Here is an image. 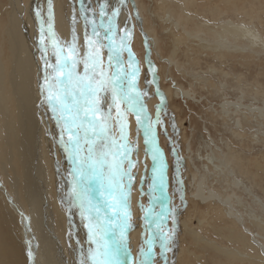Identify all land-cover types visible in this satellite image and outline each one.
I'll use <instances>...</instances> for the list:
<instances>
[{"label":"rangeland","instance_id":"rangeland-1","mask_svg":"<svg viewBox=\"0 0 264 264\" xmlns=\"http://www.w3.org/2000/svg\"><path fill=\"white\" fill-rule=\"evenodd\" d=\"M53 2L52 5L55 4ZM128 8L135 26H131L129 31L131 40L125 46L122 67L128 74L126 84L133 86L129 88L130 94H144L139 99L150 118L153 142L154 145L157 144L155 149L161 160L158 162L159 165L162 163L161 170L159 168L154 171L156 168L152 167L151 159L147 158L146 166L141 151L144 142L141 129L137 127L136 115L126 105L119 104V112L125 118L124 122L128 121L127 128L130 127L123 166L124 172L133 179L125 191L134 192V195L137 191V198L141 203L140 211H137L139 217L132 216L133 207L130 202L128 204L129 222L136 218L142 227L139 228L135 248L131 251L133 264H141L142 254L149 250L150 237L151 264H246L245 255L250 252L235 242V236L242 233L256 237L258 226L255 221L264 223V208L260 203L264 200V194H260L264 192V117L256 111L264 102V0H126V9ZM107 10L103 20L104 27L100 28L102 41L107 36L104 29L108 26L109 15L114 11L109 7ZM9 11L8 0H0V29ZM79 14L85 38L89 37L92 33L86 29V19L82 18L84 12ZM95 15L97 16L96 13ZM221 26L229 30L239 27L241 32L244 30V36L235 42L226 36L225 46L218 50L219 46L214 45L213 49L211 40L220 35L217 33L223 32V27L220 30ZM247 39L248 42L245 41ZM85 44L87 45L86 42ZM1 45V60H4L7 55L6 43ZM48 45L44 56L50 59L54 54V58H61V46L55 41ZM85 47L87 52L88 47ZM39 54L35 55V61L42 69V55ZM104 56L105 54L101 57L100 68H109L112 74L113 68L109 67V62L105 65ZM49 68L50 65L46 68L48 76ZM133 72L136 73L135 76H132ZM45 76L41 73V80L35 78L37 99L34 98V103L36 101L37 122L42 130L35 146L41 149L39 168L44 184L39 189L43 192L47 210L52 215L50 229L44 233L45 237L48 235V239H51L55 233L58 235L61 228L67 230L70 204L64 201L66 182L56 180L59 179L56 173L68 176L72 159L70 150L65 148L66 166L62 168L55 152L52 164L46 163L42 153L41 139L47 134L45 132L43 135V131H47L51 124L45 106L48 100L44 92ZM108 93L111 95L110 90ZM110 105L112 102L108 107ZM112 109L111 133L120 141L115 124L118 121L116 106L113 105ZM48 131L51 136L49 128ZM82 146L85 151L80 155L85 156L87 145ZM222 153L228 154L232 162L223 166V174H220L215 169L213 160ZM150 169H154L153 172L149 173ZM155 172H162L161 176ZM52 175L58 187L52 181ZM134 180L137 185H134ZM138 184L141 188L135 191L133 186ZM58 190L61 192L58 193ZM218 195L220 199H225L222 206L216 200ZM256 205H261L263 210V214L255 213L258 215L257 219L248 214ZM15 214L13 216L17 220L18 215L16 214V218ZM16 220H7L9 230L24 251L26 245ZM53 220L58 224L56 232L52 230ZM182 223L184 227H181ZM165 243L166 247L162 246ZM228 248L238 251L240 259L227 258L223 250ZM38 249L34 245L33 253ZM172 249L179 250L178 258L171 256ZM248 255L253 256L254 253Z\"/></svg>","mask_w":264,"mask_h":264},{"label":"bare ground","instance_id":"bare-ground-1","mask_svg":"<svg viewBox=\"0 0 264 264\" xmlns=\"http://www.w3.org/2000/svg\"><path fill=\"white\" fill-rule=\"evenodd\" d=\"M52 1H54L53 2L55 3L54 5L51 4ZM76 1L77 2L74 3L72 2V0H8L10 11L7 13L5 23L1 26L0 29V38L2 39L0 40V264H92V257L96 255L98 250V245L95 243V241L100 240L101 237L99 236V234H97L95 237L90 239L89 228L86 226L89 225L90 223V220L87 218L88 214L82 216L78 202H75L73 199L74 196L73 171L75 167L73 163L71 168L69 169L70 173L69 174L67 173L68 176L66 175L65 177L64 176L65 173H56L57 176H59V179L56 180L60 181L61 183L66 182L64 187L65 190L64 201L66 203L69 202L70 204L69 213L67 215L68 223H66L67 230L61 228L62 230L58 233V235L55 233V236L53 238L48 239L49 238L48 235L46 236L47 238L45 237L44 231L50 229L49 222L52 220V215L51 213L48 212L44 194L39 189L40 185L44 183L42 181V176H41L42 174L39 168V152H41V149L38 146H35V142L38 140V137L42 135L40 124L37 122L36 101L34 103V98H36L35 96L37 95V90H36L37 82L35 84V78L41 80V73L43 76L46 75L47 70H46L45 61H47V64L50 65L49 76H48L49 79L44 83L46 88L44 92L48 96L50 89L53 91H59L60 85L58 83V80L60 79V76L59 73H53V67L57 64V58H54L53 53H52L53 57L50 56V59L49 58L47 59L44 56V51L46 50V46L48 44L51 45L52 41H55L56 44H59L61 46L60 52L63 49V53H61L62 55H60L61 61L63 60L64 56L70 54V48L73 45V42H75L76 55L74 59H78L80 61V63L77 65V73L80 76H83L84 74V62L88 60L91 56L96 55L97 53L100 58L96 72L97 78L99 79L101 72L104 73L106 76H111L112 74L109 68L108 69H105L104 67L100 68V61H102L101 57L103 54H105L104 57L106 59L104 63L106 62L105 63L106 65L107 62H109L108 46L111 41L113 43V46L116 48H120L121 46H123V50L120 53L121 59H123L125 46L131 40V33L129 31L131 29V26L132 28L135 26L134 23L135 21L132 22L130 19L131 15H129L128 13L129 8L128 10L126 9V0H76ZM49 6H51V15H53V18H51V16L49 15ZM108 7L113 9L114 10L113 12H117L118 15L114 16L113 13L109 15L108 21H111L112 31L106 33L107 38L105 39V41L104 40L102 41L101 30L99 31L98 36L93 35V31H92L93 18L95 20V24L99 26L101 24V21L104 20V16L106 14V10ZM102 11H103V15H102ZM80 12L82 13L84 12V15L82 14L83 16L82 18H85L86 15L88 17L87 19L85 18L87 25L86 29L92 33L91 35L88 34L89 37L87 36L89 38V41L87 40V37L85 38L83 32V26L79 14ZM95 13L97 14V16L95 15ZM176 26L178 25L176 24ZM222 27H223V32L217 33V35L218 34L220 35L215 36V38L211 40L212 46L214 47L213 49H215L214 45L219 46L218 50L222 49L221 46H225L226 36L231 38L234 42L237 41L238 39H242V37L244 36L243 35L244 30L243 32H241L239 30L240 29L239 27L229 30L228 28L221 26L220 30H222ZM87 30L84 31L87 32ZM42 33L44 35L43 49L45 50H42V45L40 43ZM74 37H75V41H74ZM107 41L108 43H106ZM245 41L248 42L249 39ZM85 42L87 43V45L85 44ZM2 43H6V50H7V55L5 56L4 60H1V55L3 53L2 51L3 46L1 45ZM85 46L88 47L87 52ZM37 53L38 55H40L39 53H41L42 55V57H40V59L43 62L42 69L41 66L38 65L37 61H35L36 59L35 55ZM89 68L91 69V64L89 65ZM53 76L57 78L56 82L53 81L52 79ZM98 100L101 109L104 112H107L109 108L108 105L110 104V102H112L111 101L112 96L110 94L109 96H107L106 93H101L98 97ZM45 106H46V113L48 114L47 116L50 119V123H51L49 124L50 126H48L51 136H49L48 134L49 133L48 128L47 131H43V135L45 132L47 134L43 136L41 139L42 153L44 155V159L46 160V163L52 164L54 159V152H55V156L58 158L61 167L64 168L66 166L65 163L66 160L64 158V155L66 148L65 146L67 144V132L63 131L64 125L60 122L59 119L60 113L54 112L52 110V106L49 103V100H47ZM252 111L255 110H250V112ZM256 111L258 115L264 117V102L259 106V108ZM241 121H239L238 123H240ZM127 122H128L127 120L126 122H124L126 125V129H125L126 141H121V132L117 122L115 124H116V129L118 130L120 141L116 140L114 138L115 135L111 133V136L116 141L120 143H124L125 146L128 143L127 133H128V128H130V127L127 128ZM131 126L133 127L132 124ZM137 127L141 129V133H142L141 137L143 139L142 141L144 142V143L142 142L144 144V148L141 151L146 160L145 163L146 166L148 164L147 158L148 159L150 158L152 161V167L154 169L156 168V170L154 169L153 170L157 171L159 168L161 170L162 163L159 165L160 162L158 161L161 160L158 159L160 157H158L159 153L157 151H156L157 152L156 159L158 160L153 158V146L155 147V145H157V144L154 145L153 142L154 137L152 138V135L146 136L144 127L139 126L138 124ZM136 144H138V142ZM124 152L125 150L123 149L121 151V154L117 157V159L123 160ZM70 154H71V150H70ZM227 155L228 154L222 153L216 155L217 157H215V161L213 160L214 158L212 159L213 164L216 167L215 169L220 174H223L222 167L228 165L229 162L231 161L230 156L228 155L227 157ZM122 167H123V171H125V167L123 165ZM139 170H141V168H139ZM153 170L149 171V173L153 172ZM140 172H142V170ZM142 173L145 174L144 172ZM155 173H157L158 176H161L160 174L162 172L161 173L155 172ZM57 176H55V178H57ZM53 177L54 176L52 175V181H54ZM142 182L143 181H141V184H143ZM54 184L56 185V187H58L57 181H54ZM134 185H137V181H135ZM153 185L154 183L152 184V186ZM160 185L162 186L163 184L161 183ZM139 187L141 188L140 184H138V186H133L135 191L138 190ZM249 188L247 190L251 192ZM93 189L94 190L92 192V203L96 204L97 202H99L101 205H103L104 200L100 194V190L98 186L93 185ZM58 191H59L58 193L61 192V190ZM130 191H132V188ZM136 192L134 195V192L132 193L125 191V199L127 200V204H129L130 202V206L132 205L131 207H133L131 209V211L133 212L132 213L133 217L136 216L139 217L137 211H140L139 204H141L138 201L139 197L137 198ZM144 193L146 194V192ZM260 194H264V192ZM218 198L216 200L219 201L220 205L222 206L225 203V199L219 198L222 201L221 203V201ZM216 200L215 203L217 202ZM140 201L142 202L141 199ZM263 201L260 203L264 208ZM226 207H228V205ZM262 207L261 205L260 206L256 205V208L255 209L252 208L253 210L248 214L251 217L257 219L258 218V215H256L257 213L263 214L262 213L263 210H261ZM11 209L14 214L16 213L18 215L17 220L14 218ZM124 213H128V207L124 208L119 213H116L115 209H109L107 215L113 216L115 214L117 216V218L111 222L112 225L115 226L116 224L120 223L119 217L123 216ZM92 215H95V213L93 212ZM147 219L149 218L147 217ZM7 220H12V221L16 220L15 222H17V224L20 226L21 236L26 245L24 251L22 246L19 245V243L14 239L13 234L9 230L10 226ZM133 220L134 218L132 219L131 222H129L127 217L126 224L128 225V227L124 230L123 233L125 238L123 247L127 249V254L121 252L120 259L124 262V264H133V254L131 251L132 249L135 248V243L137 242V238H138L137 235L139 228H142L139 226L140 222L136 218L134 221ZM53 224L54 226L52 227V230L56 232L58 224H56L54 220H53ZM255 224L258 226V233L256 237H253L252 235L245 236L242 233H237L235 236L237 237V240L235 242L241 245L247 251H249L250 253L247 252L248 254L254 253L253 256L248 254L245 255L247 260L246 264H264V242H260V240L264 241V223L261 224V222H258V220H256ZM181 227H184L183 223ZM246 231L248 232L249 230ZM119 236H120L119 232H117L115 236L109 233V235L105 238V243L111 244L112 240L114 239L118 240ZM151 244L152 242L150 237L148 241L149 250L151 248ZM34 245H37L39 247L36 253H33L32 251V247ZM213 246L215 247L214 244ZM149 250L147 253L144 254H149V258H150L151 252H149ZM174 250L172 249L170 253L171 256L174 259H176L178 258L180 252L179 250L178 251L175 250L174 252ZM223 251L227 258L230 259L232 258L235 260L240 259V254L237 253L238 251L229 248ZM144 254H142L141 260L145 258Z\"/></svg>","mask_w":264,"mask_h":264},{"label":"snow or ice","instance_id":"snow-or-ice-1","mask_svg":"<svg viewBox=\"0 0 264 264\" xmlns=\"http://www.w3.org/2000/svg\"><path fill=\"white\" fill-rule=\"evenodd\" d=\"M49 15L51 16V6H49ZM113 15H118V13L113 12ZM85 18H88L87 15ZM103 27V20L97 26L93 18L92 31L94 36H98L100 28ZM111 31V21H109L105 33ZM40 43L42 50H45L43 49V33ZM108 47L109 67L113 68V72L111 76H106L101 72L98 79L96 75L100 59L98 53L84 62V74L80 76L77 73V65L80 61L74 59L76 48L75 42H73L70 54L64 56L62 61L58 57L57 64L53 67V73H59L60 76L58 80L59 91L50 89L47 97L52 110L60 113L59 119L64 125L63 131L68 134L66 150H71V159L75 166L73 171V199L78 202L81 215L88 214L87 218L90 223L86 226L89 228L90 239L97 234L101 237L100 240L95 241L98 250L96 255L92 257V264H124L120 259V254L121 252L127 254V249L123 247L125 242L123 233L128 227L126 224L128 213L119 217L120 223L115 226L111 222L117 216L115 214L108 216L107 213L109 209H115L116 213H119L128 207L125 189L133 179L131 175L123 171V160L117 159L121 151L125 149V144L117 142L111 136L112 105L109 106L107 112H104L99 106V95L111 91L112 104L116 106L121 141H126L125 118L119 112V104L121 103L126 105L128 110L134 112L137 124L144 127L146 136L154 135L150 118L139 99L144 94L137 92L136 95H131L129 88L133 86L126 84L128 74L122 67L120 55L123 46L116 48L110 41ZM61 53H63V49ZM90 64L91 69L89 68ZM45 65L47 68V61H45ZM135 75L136 73L133 72L132 76ZM48 79L49 77L46 75L45 80ZM52 79L54 82L57 80L55 76ZM83 144L87 145L85 156L80 155L81 152L85 151ZM153 158L156 159L154 146ZM93 185L98 186L104 200L103 205L99 202L92 203ZM93 212L95 215H92ZM117 232L120 233L119 239H114L111 244H106L105 238L109 233L115 236ZM162 246L166 247V243ZM149 252H151V248ZM144 256L141 264H151L149 254H144Z\"/></svg>","mask_w":264,"mask_h":264}]
</instances>
